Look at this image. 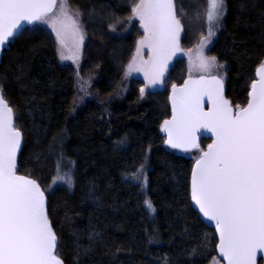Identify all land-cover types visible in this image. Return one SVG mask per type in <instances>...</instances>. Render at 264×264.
<instances>
[{
	"label": "trees",
	"instance_id": "16d2710c",
	"mask_svg": "<svg viewBox=\"0 0 264 264\" xmlns=\"http://www.w3.org/2000/svg\"><path fill=\"white\" fill-rule=\"evenodd\" d=\"M67 1L81 12L88 35L83 68L97 71L94 89L98 99L109 101L103 104L108 109L90 100L73 112V76L58 62L52 37L40 27H24L0 61L4 98L23 133L18 172L35 179L47 195L58 255L65 264H208L216 255L217 238L191 204L194 160L165 144L160 131L170 115V87L186 78L185 64L177 60L165 86L147 92L145 100L140 101L139 79H132L120 96L137 33L132 29L116 37L109 28L130 13L136 0ZM174 6L183 26L182 45L190 47L207 29L206 0H174ZM209 53L227 64L226 98L234 107L244 106L264 61V0H225ZM58 136L62 146L53 139ZM209 141L202 138L200 146ZM61 153L63 164L73 166L71 188L52 185ZM147 156L143 194L130 175ZM147 197L154 216L145 206Z\"/></svg>",
	"mask_w": 264,
	"mask_h": 264
},
{
	"label": "snow or ice",
	"instance_id": "6c2138e0",
	"mask_svg": "<svg viewBox=\"0 0 264 264\" xmlns=\"http://www.w3.org/2000/svg\"><path fill=\"white\" fill-rule=\"evenodd\" d=\"M224 14L225 0H207L208 34L201 37L198 66L209 78L186 80L179 89L172 86V118L163 122L161 131L167 136L165 144L185 151L198 147L199 130L211 132L212 143L192 168L191 200L215 224L219 235L216 247L226 264H256L257 251H264V61L256 69L247 105L233 110L224 98L222 77L212 74L223 66L215 57L203 55ZM79 15L78 11L70 14L67 0H0V48L14 37L22 22H40L56 34L64 59L69 40L77 52L83 43ZM132 15L144 30L137 51L147 46L151 56L148 61L134 58L129 72L143 71L146 81L159 83L168 60L179 49L182 25L174 0H139ZM140 93L143 96L145 88ZM205 96L207 111L202 107ZM53 139L62 146V136ZM22 140L14 110L0 85V264H63L56 254L57 235L44 191L36 180L17 174ZM143 175L141 165L130 179L144 185L147 177L141 180ZM56 181L69 188L74 184L73 166L63 164V153ZM144 203L154 211L149 200ZM94 240L90 237V243Z\"/></svg>",
	"mask_w": 264,
	"mask_h": 264
},
{
	"label": "rangeland",
	"instance_id": "374dc122",
	"mask_svg": "<svg viewBox=\"0 0 264 264\" xmlns=\"http://www.w3.org/2000/svg\"><path fill=\"white\" fill-rule=\"evenodd\" d=\"M137 3H139V0H136L134 2V4L132 5V7ZM67 4L69 7L70 14L75 15V13L77 11L80 13L78 20H79L80 31L83 34V43L79 46L78 52L76 50L75 43L72 40H69L67 48H65L63 50L65 58L61 59L60 45L58 44L57 39H56V34L52 31V29L50 27H48L46 24L40 23V22H35L34 24H32V26L33 27H40V28L46 30L50 34V36L53 39L54 45H55V51H56L58 62L61 65L67 67L71 71V74H72L73 80H74L73 112H76L77 110H79L82 106H84L90 100H95V101L99 102V104H102L103 108L106 109L107 107H104V106H106V104L109 101L104 102L103 100L98 99L96 91L94 89V82L98 76L97 71L94 69L88 71V70H85L83 68L84 52H85V48H86V45L88 42V35H87V31L85 29V25H84V22L82 19L81 12L78 8L72 6L68 1H67ZM132 7H131L130 13L127 16L119 18L109 28L110 33L116 37L126 36L128 33H130V31L132 29H135V32L137 33L136 38H135V45H134L132 55H131V57H130V59H129V61L126 64L125 69H124V77H123V81L121 83L120 90H119L120 96H123L125 94V92L127 90V85L129 84V82L132 79L133 80L139 79L142 81V86L140 87V89L145 88V93L143 96H141V93L139 92L140 101L145 100L147 92L153 91L156 89H162L165 86V79L168 75V72H169L171 66L177 60H182V62L185 64L186 77H196V76H200V75H209L208 72L202 71L198 66L199 65V50H200V45H201V37L207 36L208 25H207V29L205 30V32L198 34V36L195 40V43L193 45H191L190 47H186V46L182 45V38L184 35L183 26H182V31L180 33V39H179V49L168 60L167 66L164 70V75L161 78V81L159 83L150 84L149 81L145 80V76H144L143 71L133 70V71L129 72V64L133 61L134 58H136L137 62H139L141 60L142 61H148L150 59V56H151V53H150L147 46L140 48L139 52L137 51L138 41L143 39L144 30L140 25L139 19L133 17ZM206 10H207V0H206L205 16H206ZM200 14H201V12H199V15ZM189 15H190V13L188 14V17H189ZM197 17L198 16H196L195 21H198ZM177 18H178V16H177ZM222 20H223V18H222ZM222 20L220 21V26L215 30L216 34L221 29ZM190 23H192V21H190ZM181 25H182V23H181ZM194 33H195V31H194ZM216 34L211 38L210 43L203 49V55L205 57H208V58H211V57L216 58L217 64L222 65L223 67L218 68V69H213L212 74L217 75L219 77H222V79H225L227 64L218 60L216 56L209 53V49H210L212 43L214 42ZM77 72L79 73V77L77 76ZM173 85H176V84H173ZM172 86L170 87V89L172 88ZM82 88H83V90H82ZM115 99L119 100L117 102L121 101V98L119 99V98L115 97ZM104 103H106V104L103 105ZM15 123H16V121H15ZM16 126L18 127L17 124H16ZM203 149L204 148H202L200 146V143H199L198 147H196L193 151L186 152L185 154L189 157H192V159L194 160L197 158V156L199 155V153ZM147 161H148V156L146 157L144 163L142 164L144 175L141 176V178H140L141 180H144V176L147 177L146 184H144V185L140 184L141 191L143 194H147V188H148L147 187L148 186L147 171H148L149 165H148ZM131 176H132V174L130 175V178H131ZM53 184L55 185V184H64V183L56 181L55 183L53 182L52 185ZM146 200H149V198L147 197ZM148 211H149V214L151 216H154L155 210L151 211L148 209ZM208 264H223V263L217 257V255H215L214 257H212V259L210 260V262Z\"/></svg>",
	"mask_w": 264,
	"mask_h": 264
},
{
	"label": "water",
	"instance_id": "95a60500",
	"mask_svg": "<svg viewBox=\"0 0 264 264\" xmlns=\"http://www.w3.org/2000/svg\"><path fill=\"white\" fill-rule=\"evenodd\" d=\"M32 24H34V23H32ZM32 24H29V23H27V22H22V23H21V27L17 30V32H16V34L14 35V37L18 36L19 33L22 31V29H23L24 27L29 26V25H32ZM14 37L10 38V39H9V42H7L6 45L3 46V48H0V61H1L2 53H3L4 49L8 46V44L11 42V40H12ZM256 69H257V68H256ZM255 74H256V71H255ZM201 77H204L205 79H207V78H209V75H200V76H196V77H186V78L182 81V83H180V84H176V87H177L178 89H179V88H182V87L184 86V83H185L186 80H199V79H201ZM256 79H257V75H256V77H255L254 80H256ZM249 90H250V89H249ZM171 95H172V88L169 90V93H168V104H169V108H170V115H169V117H168L167 119H165V120H170V119L172 118V102H171V100H170V96H171ZM223 95H224V98L227 99V98H226V95H225V83H224V80H223ZM227 100H228V99H227ZM228 101H229V100H228ZM229 102H230V101H229ZM247 102H248V100H247ZM230 105L232 106L233 110H235L236 107H234V106L231 104V102H230ZM246 105H247V103H246L244 106H246ZM244 106H241V107H244ZM202 107L204 108L205 111L208 110L209 105H208V98H207V96H205V97L203 98V101H202ZM165 120H164V121H165ZM14 121H16V120H15V114H14ZM164 121H163V122H164ZM163 122L161 123V125L163 124ZM161 125H160V131H161ZM161 133H162V135H164V137H165V139H166V138H167L166 133H165V132H162V131H161ZM202 138L210 139V141H209V143L205 146V148H204L201 152L206 151V150H207V146H208L210 143H212V140H213V137H212L211 132L205 131V130H203V129H201V130H199V131L197 132V136H196V139H197V145H199L200 140H201ZM22 145H23V140H22ZM170 148H171V147H170ZM21 149H22V146H21ZM172 149H174V148H172ZM194 149H195V148H191V149L185 151V150H182V149H178V148H176V149H174V150H177V151H180V152H189V151H192V150H194ZM20 151H21V150H19V151H18V154H17V163H18V157H19ZM201 152L199 153V155L197 156V158L194 159L193 164H192V168H193V166H194V164H195V161L200 157ZM191 172H192V169H191ZM17 174H18V175H25V174H21V173L18 172V167H17ZM25 176H27V175H25ZM28 177L31 178V179H33V178L30 177V176H28ZM34 180H35V179H34ZM37 183H38V182H37ZM38 184H39V183H38ZM39 186H40V184H39ZM40 188H41L42 191H44V190L42 189L41 186H40ZM189 189H190V200H191V174H190V184H189ZM44 193H45V192H44ZM45 198H46V209H47V201H48V199H47V195H46V193H45ZM191 204H192L193 209L199 214V218L201 219V221H203V222L205 223V225H207L209 228L213 229V231H214V233H215V236H216V238H217V243H216V246H217V244L219 243V235H218V233L216 232L215 224H214L212 221L207 220V219L203 216V214L200 213L199 209L195 206V204L192 202V200H191ZM47 212H48V210H47ZM54 232H55V231H54ZM57 245H58V238H57ZM216 246H215V251H216V255H217V257L222 261L223 264H226V261H225L224 258L220 255V253H219V251H218V249H217ZM56 254H57V248H56ZM57 256L62 260V258H61L58 254H57ZM260 259L262 260V263H261V264H264V251H259V250H258V251H257V254H256V264H259V260H260ZM62 261H63V260H62ZM63 264H65L64 261H63Z\"/></svg>",
	"mask_w": 264,
	"mask_h": 264
}]
</instances>
